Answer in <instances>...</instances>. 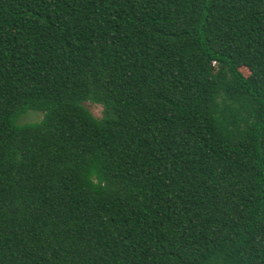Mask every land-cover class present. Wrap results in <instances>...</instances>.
<instances>
[{"label":"trees","instance_id":"trees-1","mask_svg":"<svg viewBox=\"0 0 264 264\" xmlns=\"http://www.w3.org/2000/svg\"><path fill=\"white\" fill-rule=\"evenodd\" d=\"M0 264H264V0H0Z\"/></svg>","mask_w":264,"mask_h":264},{"label":"rangeland","instance_id":"rangeland-1","mask_svg":"<svg viewBox=\"0 0 264 264\" xmlns=\"http://www.w3.org/2000/svg\"><path fill=\"white\" fill-rule=\"evenodd\" d=\"M243 72V74L245 76L249 75V71L245 68H243L241 70ZM89 110L90 112L97 118H101L102 117V113H103V108L100 105H96V104H92V103H86L84 104ZM42 114L36 111H29L25 114V116H23L20 120L21 124L24 123H34V122H38L42 119Z\"/></svg>","mask_w":264,"mask_h":264}]
</instances>
